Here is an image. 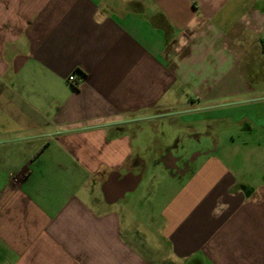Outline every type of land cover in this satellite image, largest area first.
<instances>
[{
    "label": "crops",
    "instance_id": "0c3cea01",
    "mask_svg": "<svg viewBox=\"0 0 264 264\" xmlns=\"http://www.w3.org/2000/svg\"><path fill=\"white\" fill-rule=\"evenodd\" d=\"M263 40L264 0H0V264H264Z\"/></svg>",
    "mask_w": 264,
    "mask_h": 264
},
{
    "label": "rangeland",
    "instance_id": "374dc122",
    "mask_svg": "<svg viewBox=\"0 0 264 264\" xmlns=\"http://www.w3.org/2000/svg\"><path fill=\"white\" fill-rule=\"evenodd\" d=\"M156 125L158 126V129H160V130L161 129L164 130V131L166 130V132L170 131V129L168 128L167 121H165V120H162L160 122H156ZM160 183L162 184V182H159L158 184L152 186V188L155 189V190H158L159 188L161 189L162 186L160 185Z\"/></svg>",
    "mask_w": 264,
    "mask_h": 264
},
{
    "label": "built area",
    "instance_id": "2783aa9c",
    "mask_svg": "<svg viewBox=\"0 0 264 264\" xmlns=\"http://www.w3.org/2000/svg\"><path fill=\"white\" fill-rule=\"evenodd\" d=\"M263 47H264V40H263ZM68 82L73 85V87H78L80 81L76 79L75 75H71L68 77Z\"/></svg>",
    "mask_w": 264,
    "mask_h": 264
}]
</instances>
